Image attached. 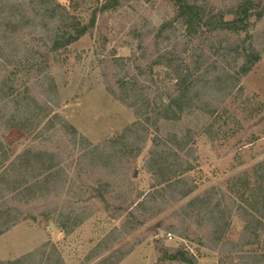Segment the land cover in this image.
<instances>
[{
    "label": "rangeland",
    "instance_id": "rangeland-1",
    "mask_svg": "<svg viewBox=\"0 0 264 264\" xmlns=\"http://www.w3.org/2000/svg\"><path fill=\"white\" fill-rule=\"evenodd\" d=\"M56 1L84 23L94 16L90 33L69 45L59 62L47 57L58 92L57 104L51 108L78 136L74 140L69 128L51 115V127L28 134L7 128V119H2L0 140L8 156L6 164L23 151L33 150L56 156L61 172L53 181L40 184L30 199L9 198L3 204L19 205L22 214L29 213L34 219H21L0 236V262L23 257L47 244L59 252L65 264H97L113 254H127L122 264H159L157 247L163 244L169 249L183 247L195 256L197 264H264V230L250 237L251 244L236 251L229 243L243 241L247 232L234 210L229 215L224 239L215 243L199 203L190 205L195 197H203L214 188L218 193L215 197L222 198V208L228 213L230 199L240 204L229 187L230 178L264 160V15L248 33L218 32L187 38L184 27H177L173 38L184 72H191L196 66L200 71L212 72L216 80L223 70L236 76L243 61L251 59V50L259 53V61L239 77L236 88L229 90V84L202 97L205 106L216 108L212 116L196 108L176 120L160 119L155 124L150 119L149 133L141 142L139 155L107 172L89 166L83 156L85 146L105 141L136 120L132 110L116 100L109 89H115L124 76L146 79L149 95H160L165 102L176 92L171 69L160 65L148 68L157 47L151 46L143 55L138 48L140 44L150 45L155 33L152 27L171 21L176 8L169 0H121L107 11L100 10L104 0ZM237 1L206 0V5L215 11L226 10ZM32 36L36 35L26 29L17 33L15 39L31 41ZM30 44L39 42L32 40ZM218 46L227 47V51L217 53ZM5 54L10 63L0 61V80L12 84L14 94L28 91L39 102H45L42 91L46 83L42 85V80L32 74L26 78L16 66V61L24 62L23 55L10 54L8 49ZM115 58L121 59L113 61ZM6 102L5 114L14 109L12 101ZM155 136L173 148L182 146L178 139L187 140L178 149V154L192 166L184 175L185 188L193 184L197 188L185 198L175 199L178 195H171L169 190H164L161 197L156 193L164 189L163 185H156V179L145 167ZM37 172L43 178L44 172ZM150 193H155L156 199L150 200ZM143 196L144 204L137 205ZM60 213L74 219L85 218L72 232L65 233L58 223ZM168 233L171 239L167 238Z\"/></svg>",
    "mask_w": 264,
    "mask_h": 264
},
{
    "label": "trees",
    "instance_id": "trees-1",
    "mask_svg": "<svg viewBox=\"0 0 264 264\" xmlns=\"http://www.w3.org/2000/svg\"><path fill=\"white\" fill-rule=\"evenodd\" d=\"M120 1L104 0L100 5V10L107 11L115 8ZM169 1L176 8L174 18L171 21H163L156 28L153 26L155 30L153 41L145 47L140 44L138 48L143 55L151 46L157 47V53L148 68L160 65L171 69L176 92L170 96L168 102H165L160 95L157 97L149 95L150 87L147 86L146 79L124 76L119 78L116 88L109 89V93L121 104L131 109L136 120L105 141L85 146L83 156L88 159L91 167H100L108 172L117 170L123 160L137 157L142 148L141 142L147 139L149 133L147 123L152 118L155 124L160 119L176 120L181 114L190 113L196 108L212 116L215 111L217 112L216 108L205 106L206 102L202 97L209 96L211 90L218 88L222 90L229 84L231 85L229 90L236 88L239 86V77L246 75L259 61L260 55L254 50L249 53L250 60L247 56L240 54L246 60L248 58V61H243L236 76L223 70L216 80L212 72L207 69L200 71L196 66L193 67V71L184 72L182 60L177 56L179 52H177V42L173 38V31L177 27H184V35L187 38L208 36L218 32L248 33L250 28L254 27L264 15V0H238L229 9L216 11L206 5V0ZM227 15L231 18L227 19ZM93 25L94 16L84 23L56 0H0V61L10 63V58L7 60V54H5L7 49L10 54H21L24 62H15L18 69L26 78H30L32 74L42 80V85L46 83L42 91L46 101L41 103L28 91L14 94V86L8 84L6 79L0 80V123L5 117L7 122L4 123L7 128L14 127L21 133L28 134L38 128L51 127L53 122L48 118L51 115V118H56L58 122H62L69 128L74 140L77 138V131L60 116L55 115L51 108L52 105L57 104L58 92L49 72L47 57L51 56L53 61L59 62L66 48L90 33ZM26 29L28 33L36 35L32 36L31 41L36 40L39 45H31V41L15 39L17 33ZM140 43L143 41L141 40ZM220 50L226 52L227 47H216L217 53ZM120 59L115 58L113 61ZM6 101H12L14 106L13 111L7 114H5ZM186 109L189 112H186ZM79 137L85 140L83 135ZM152 141V148L149 150L145 167L156 179V185H163L164 189H159L156 193L161 197L164 190H169L171 195L173 193L178 195L174 196L175 199L185 198L197 188L195 184L185 188L184 175L192 169V166L178 154V149H182L187 140L184 138L177 140L182 143L180 148H173L158 136L153 137ZM2 147L0 140V236L19 220L34 219V216L29 213L22 214L19 205L3 207V204H6L9 198L18 201L23 197L30 199L36 189L41 186L40 184L53 181L59 177V172H61L56 156L43 152L34 153L33 150L23 151L6 164L8 156ZM37 169L44 172L43 178L38 176ZM229 182V187L237 195L236 198H239L240 204L230 199L231 206L227 208L228 213L222 208V198L215 197L218 193L214 188L207 190L203 197H195L190 201V205L199 203V208L210 225L211 239L215 243L224 239L229 215L234 210V213L244 223L243 229L247 234L243 235V241L229 244H232L236 251H241L243 245L251 244L250 237H256L259 231L264 230V160L254 164L247 171L232 176ZM148 195L150 200L156 199L155 193ZM144 197L146 196H143L142 202H137V205L144 204ZM214 197L216 201L213 202ZM99 198L104 200L102 195H99ZM68 215L62 216L60 213L58 220L59 226L65 233L72 232L85 218L74 219ZM46 245L28 252L23 257L0 262V264H65L59 252ZM157 250L160 254L157 259L159 264L176 261L183 264H197L195 256L183 247L169 249L160 244ZM126 255L115 257L113 254L97 264H118ZM110 258H112L111 261H109Z\"/></svg>",
    "mask_w": 264,
    "mask_h": 264
},
{
    "label": "crops",
    "instance_id": "crops-1",
    "mask_svg": "<svg viewBox=\"0 0 264 264\" xmlns=\"http://www.w3.org/2000/svg\"><path fill=\"white\" fill-rule=\"evenodd\" d=\"M125 259L121 260L118 264H122L124 262ZM153 263V262H152ZM151 263V264H152ZM154 264H157L156 261L154 262ZM163 264H169V263H163Z\"/></svg>",
    "mask_w": 264,
    "mask_h": 264
},
{
    "label": "built area",
    "instance_id": "built-area-1",
    "mask_svg": "<svg viewBox=\"0 0 264 264\" xmlns=\"http://www.w3.org/2000/svg\"><path fill=\"white\" fill-rule=\"evenodd\" d=\"M167 238L168 239H171L172 238V235L170 233L167 234Z\"/></svg>",
    "mask_w": 264,
    "mask_h": 264
}]
</instances>
